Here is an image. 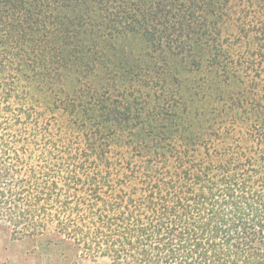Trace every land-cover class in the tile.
Returning a JSON list of instances; mask_svg holds the SVG:
<instances>
[{
    "label": "trees",
    "instance_id": "obj_1",
    "mask_svg": "<svg viewBox=\"0 0 264 264\" xmlns=\"http://www.w3.org/2000/svg\"><path fill=\"white\" fill-rule=\"evenodd\" d=\"M0 35L15 226L112 264H264V0H0ZM56 168L70 212L38 220L56 190L11 182Z\"/></svg>",
    "mask_w": 264,
    "mask_h": 264
},
{
    "label": "rangeland",
    "instance_id": "obj_2",
    "mask_svg": "<svg viewBox=\"0 0 264 264\" xmlns=\"http://www.w3.org/2000/svg\"><path fill=\"white\" fill-rule=\"evenodd\" d=\"M221 131L223 134L226 132L224 127L221 128ZM223 143L224 141L222 140L217 143V145L221 146ZM53 175L52 178L47 179L41 177H23V179H21L15 176L11 182L14 188L23 184H28L30 185L29 188L32 190L38 187L56 190L55 192L50 191L54 200H56L54 206H52L54 210L52 212L38 213V220L54 219L56 215L54 213L55 210L67 214L70 212L66 204L61 203L64 200H60L66 198V192L63 191L60 193V187L62 188L63 186L64 189L68 186V183L63 184L62 182H58L60 179L64 180L59 168L54 170ZM55 180L57 183L56 185H54ZM32 197H34V194L31 192L13 199H1L3 201L2 206H0V264H112L107 257H86L82 255L80 252L81 250L78 251L77 247L59 242V238L61 237L54 223L49 224L46 230L38 231L34 235H32L34 231L30 229L15 226L11 218L14 217L16 210H10L7 207V203H26ZM183 202L186 203L184 200ZM188 206V211H191V213L188 212L191 224L188 226L187 231L194 234V221L197 220V217H194V214H192L194 212V204L189 203Z\"/></svg>",
    "mask_w": 264,
    "mask_h": 264
}]
</instances>
